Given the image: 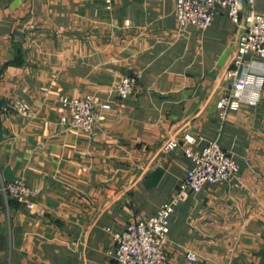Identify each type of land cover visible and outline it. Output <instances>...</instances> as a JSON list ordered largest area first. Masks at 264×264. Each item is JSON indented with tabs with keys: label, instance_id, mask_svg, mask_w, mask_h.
Returning a JSON list of instances; mask_svg holds the SVG:
<instances>
[{
	"label": "crops",
	"instance_id": "1",
	"mask_svg": "<svg viewBox=\"0 0 264 264\" xmlns=\"http://www.w3.org/2000/svg\"><path fill=\"white\" fill-rule=\"evenodd\" d=\"M235 36L227 8L182 27L176 0H0V180L39 190L34 210L0 192V264H114V234L157 213L193 164L186 134L195 153L217 141L240 172L178 202L166 264H264V61L246 55L251 89L232 88ZM86 94L111 103L95 137L61 120V97ZM15 99L32 114L5 110ZM168 137L180 145L165 152Z\"/></svg>",
	"mask_w": 264,
	"mask_h": 264
},
{
	"label": "built area",
	"instance_id": "2",
	"mask_svg": "<svg viewBox=\"0 0 264 264\" xmlns=\"http://www.w3.org/2000/svg\"><path fill=\"white\" fill-rule=\"evenodd\" d=\"M255 4L256 0H176L180 25H194L200 30L206 29L215 16L223 8H227L229 17L236 24L237 44L233 66L228 69L227 74L229 85L240 93L251 89L248 71L243 68L241 71L245 56L252 54L264 61V15L257 12ZM141 76L142 72L123 76L115 86L118 95L127 97L133 94ZM256 89L264 94L263 84L259 83ZM229 100V96H224L217 102L222 116ZM61 102L69 109L61 117L62 122L67 127L87 131L93 137L100 131L106 118L105 111L111 108L110 102L100 100L92 94L64 96L61 97ZM10 108L26 116L32 114L30 103L21 99L4 105L5 110ZM194 141L193 135H185V154L192 158L193 164L187 168L186 176L173 197L165 201L154 215L130 222L123 231L114 234V264H166L169 259L166 248L168 221L178 202L190 191L198 192L207 184L216 186L230 181L240 172L239 163L217 141L209 142L201 153H195L190 147ZM179 145L178 140L168 137L162 143V149L169 152ZM0 192L34 210V197L39 190L30 187L24 179L16 178L0 180ZM187 257L192 262L198 261L195 253L188 252Z\"/></svg>",
	"mask_w": 264,
	"mask_h": 264
}]
</instances>
